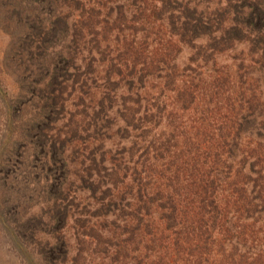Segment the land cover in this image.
Here are the masks:
<instances>
[{
    "label": "rangeland",
    "instance_id": "obj_1",
    "mask_svg": "<svg viewBox=\"0 0 264 264\" xmlns=\"http://www.w3.org/2000/svg\"><path fill=\"white\" fill-rule=\"evenodd\" d=\"M175 1L225 12L216 41L174 0H0V264H264V39L245 0ZM225 122L250 137L219 170Z\"/></svg>",
    "mask_w": 264,
    "mask_h": 264
},
{
    "label": "trees",
    "instance_id": "obj_2",
    "mask_svg": "<svg viewBox=\"0 0 264 264\" xmlns=\"http://www.w3.org/2000/svg\"><path fill=\"white\" fill-rule=\"evenodd\" d=\"M175 2L178 3V1L174 0V6L175 8H179V11L182 12V14H186V18L180 23V27L182 29H185L190 36L189 40H198L201 37H212V34L217 30L220 31L221 29V24L222 23H227V21L229 19H226V17L224 16L225 12H219L213 14L208 13L205 14L204 12H199L197 13L196 11L192 10V13L189 12V8H182V4H176ZM243 5L247 6L246 8H243ZM234 15L233 18L230 19V22L228 23L229 25H232L234 27L235 23H242L244 25H246L244 18L251 20V21H255L254 23V29L252 27H250V29L252 31H254L255 33L259 34V40L260 42L264 39V0H245L244 2L241 1L240 4L237 3L234 7ZM247 10V11H245ZM251 25V24H250ZM238 28V27H237ZM249 29L246 26L245 28H239L237 29V34H250L249 33ZM228 33V38H233V36L235 35H231V33H233V29H231L230 27H228L227 31H221V37H224V34ZM234 34V33H233ZM245 37H247V35H243ZM220 37V38H221ZM212 39H215L216 41V37H212ZM219 39V38H218ZM129 42V41H128ZM132 42V41H131ZM164 43V41H162ZM129 47H131L130 43H129ZM163 47L166 48V44L163 45ZM132 48V47H131ZM161 53H164L165 51H161V48H159ZM164 50V49H163ZM74 51V50H73ZM131 75V72L129 74H127L125 77H128ZM97 105V104H96ZM98 106V105H97ZM100 111L101 114H103L105 106L104 103L100 105ZM249 108H251L252 110L255 107V104L252 102L249 104ZM186 109V108H184ZM98 110V108H97ZM99 112L97 111V116ZM227 122V121H226ZM223 123L222 124V129L221 131L218 133L220 135V140L219 141H213V143L211 144V148L214 147L217 151H216V155L213 156V161H214V165L219 166V170H222L224 168H227L226 164L227 161H233L234 159H236L237 156V148H240L242 143H239L237 146H235V142L239 140V138L241 137H246L248 140L250 136L246 135L244 132L243 133H238L235 131L234 128H232L231 123ZM224 127V128H223ZM253 129H256V127H254ZM258 129H256L255 132L251 131V133H255L256 135H258ZM143 135L141 137V142L142 144L146 145V142L148 144V149H151V151H153V153H157L159 152V138L155 137V136H151V130H148L147 128L143 130ZM262 136V135H261ZM171 140H167V143H169ZM245 145V149L247 147V145L249 144V142L247 143H243ZM203 147V149H206V151L210 150L208 149V147H210V145H203L201 146ZM240 154V153H239ZM230 167V165L228 166V168ZM128 168V167H127ZM133 169V168H132ZM262 172H264V167ZM262 201V200H261ZM127 207L132 208V205H130L129 203H126ZM198 208L202 211V207H200L198 205ZM140 210V209H139ZM138 210V211H139ZM137 211V213H138ZM139 220L138 217H136L135 222H137ZM201 222V221H199ZM209 222V221H208ZM212 223V222H211ZM200 224V223H197ZM206 226V224L204 225ZM176 227L175 224L170 225L167 229L173 231L174 228ZM117 231H115L113 233V235L110 236V240L108 241V244L106 242L107 247H111L112 248V252H113V258L112 260L114 262H118V263H122V262H127V258H128V254H130V250L131 248H133V251L135 249V251H139L140 250V241H137L136 236H139L138 234L135 235V232L137 231V227H135V225H132L131 227H127V226H118L117 227ZM205 231L210 230V227H206L204 228ZM189 232V231H188ZM193 230H190L189 233H187V235L184 236L183 238V244L184 245H188L191 241L192 238L188 236V234H192ZM196 246L195 243H193V245L190 247V249L192 247ZM104 249V253L103 254H107L108 249L103 247ZM189 249V251H190Z\"/></svg>",
    "mask_w": 264,
    "mask_h": 264
}]
</instances>
